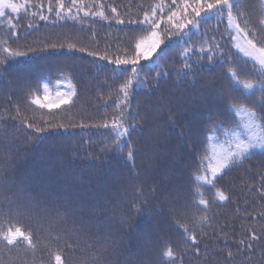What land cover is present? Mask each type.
<instances>
[{"label":"trees","instance_id":"1","mask_svg":"<svg viewBox=\"0 0 264 264\" xmlns=\"http://www.w3.org/2000/svg\"><path fill=\"white\" fill-rule=\"evenodd\" d=\"M70 2L64 0L66 6ZM28 4L35 14L23 12L10 25L0 21V123L6 129H0V205L8 213L4 197L19 200L23 191L25 196L42 195L50 207L60 206V213L51 211L49 227L47 220L41 224L30 214L13 212L4 228L30 231L35 248L0 240V264H55L56 253L66 258L64 264H94V257L95 264H264V149H252L242 163L224 169L214 187L197 179H212L211 168L234 149L237 137H247L246 120L231 105L251 109V101L261 98L258 89L264 81V74L233 50L223 16L199 18V25L186 28L182 39H165L159 55L140 62V77L154 76L155 63L165 60L168 75L160 77L158 87L156 80L145 86L133 78L125 117H134L136 128L122 139L125 144L130 139L136 151L128 159V147L120 151L114 145L112 121L120 115L119 87L131 66L114 61L133 56L137 40L147 34V25L130 21H142L151 5L171 0H82L87 11H99L103 4L108 19L84 11L77 15L73 7L74 15L64 21L66 12L57 15V0ZM236 6L250 14L253 27L264 16V0H236ZM174 10L182 13V0H176ZM167 15L165 7L162 39L172 28ZM175 20L184 22L180 16ZM205 41L219 44L242 69L239 79L254 87L230 84L219 54L194 64V78L178 75L184 63L180 51L193 43L198 49ZM5 48L22 55H10ZM105 55L108 59L100 58ZM21 74L26 82L17 81ZM69 82L76 95L59 107L41 108L26 95L43 98L47 84L55 100L69 91ZM233 96L240 99L233 101ZM21 118L46 127L39 141L29 135L32 130H16ZM217 188L229 199L219 200ZM200 198L208 201L207 208L198 204ZM201 216L207 222L200 223ZM177 220L195 231L198 252L185 243ZM167 247L180 259L163 257ZM229 252L231 260L225 259Z\"/></svg>","mask_w":264,"mask_h":264},{"label":"snow or ice","instance_id":"2","mask_svg":"<svg viewBox=\"0 0 264 264\" xmlns=\"http://www.w3.org/2000/svg\"><path fill=\"white\" fill-rule=\"evenodd\" d=\"M29 3V0H23L22 3L13 2V0H0V17L6 15L9 16V13L6 10H11L12 13H18L22 8H26ZM82 0H71L69 5H65L64 0H57L59 11L57 15H60L61 12H66V14H71L73 7L77 9V15L80 11H84V14L87 15H98L104 19H108L104 12V5L100 4L99 11H87V5L81 7ZM183 10L182 13H178L174 10L176 6V0H171V4H153L150 6L149 10L143 12L142 21L132 20L130 23L143 24L148 26V31L145 36L139 38L135 44L134 55L126 56L124 58L117 57L114 61L117 65H130V75L125 81L120 85L119 92L122 94L123 99L117 102V108L120 109V115L113 118L112 128L116 132V137L114 140V145L120 151H123L125 146L128 147L129 151L127 154L128 159H133V154L136 151V148L132 145L131 140H127L126 144L122 138L130 137L132 130L136 128V124L133 122L134 117L131 120H126L125 109L129 108L128 103L129 98V89L133 86V78L147 86L149 79L158 81L160 77L168 75L165 71L167 67V61L165 60L164 64L161 65L159 62L155 63L156 72L154 76H144L140 77V71L142 66L140 62L142 60L149 61L152 60L154 55H159V50H161V45L165 43V39H171L177 35L182 39L185 33L184 29L190 27H197L200 23V17L203 15L205 17L210 13H220L221 16L227 14V21L229 27H232L236 33L233 36V40L236 41V47L243 52L246 56L252 57L257 60L264 69V36L257 35V31L264 32V16L258 19L256 27H253L251 23V16L248 13L242 12L236 6V0H182ZM93 7H97L95 2ZM165 7H167L168 15L167 20L172 24L171 30L167 31L165 38H161L160 27L161 22L164 19ZM51 7L49 11H51ZM116 8L111 7V12L116 13ZM264 12V9H261ZM235 12V15H234ZM159 14V17H158ZM188 15H191L192 19H185ZM180 16L181 20L184 22L176 21L175 18ZM44 18V17H42ZM123 23V21H119ZM243 25V26H242ZM14 26V25H13ZM214 37L212 41H214ZM243 40V46L239 42ZM188 43L187 41L185 42ZM207 43V47H205ZM70 47H75L70 45ZM5 52H9L10 55H22L18 52H12L10 49L5 48ZM83 51V49H81ZM219 54L225 63L226 73L230 77L231 81H235L236 84H241L245 89H252L254 84L250 80L241 81L239 77L242 74V69L237 68L232 61L231 56L224 52L222 47L217 43L207 42L202 43L199 48L193 43L191 46L184 47L179 55L183 58L184 63L182 68L177 73H183L185 77L192 76L193 78L198 75V72L194 70V64L199 60H203L205 57L208 61H212ZM92 55H97L92 53ZM196 57L197 59H193ZM101 59H108L105 55L100 57ZM6 71V70H5ZM25 80L23 74L17 77V81ZM26 82V80H25ZM69 91L64 94H58L55 100L51 99L48 95V85H44V95L41 98L35 93H26L29 96L30 102L33 105H37L41 108H53L59 107L61 104H68L72 101V97L76 95V88L71 82H69ZM261 93V98L259 100H252L251 103L253 107L251 109H241L237 103H233L231 107L237 109V111L242 115V118L246 120L244 127L247 129V137L241 139L237 137L236 144L233 150L229 151L215 167L211 168L212 179H209L207 175L199 176L197 179L204 180L209 186L214 187V181L219 178L218 174H222L224 169L229 168L236 162H243L247 158V155L254 148L264 149V81L260 83L259 89ZM240 98L233 96V101H238ZM16 115L20 116L19 106H17ZM13 120L16 118L13 117ZM105 128L108 127L107 124L104 125ZM0 129H4V124L0 123ZM259 129V131H257ZM6 131V129H4ZM17 131H28L32 130L29 135L34 136L37 141L40 140L41 135L46 131V127H37L35 123H30L27 118H21L19 123L16 125ZM207 172V169H205ZM139 191V199L144 200L143 190ZM154 194V193H153ZM216 194L221 201H226L229 197L225 194L224 191L217 188ZM198 196L202 197L201 192H197ZM19 200H14L11 196L4 197V201L8 207V213L4 212L3 205H0V240L6 241L7 245H16L20 243L27 244L30 248H35L33 244V235L32 233L22 231L20 227H7L4 228L3 221L11 222V215L15 212L16 215L30 214L37 219L41 224L47 220L49 222V227H52V217L50 215L51 211H56L60 213V206L56 205L50 207L46 199L42 195L38 196H25L23 191L18 194ZM199 205H203L205 208L208 206V201L200 198L198 200ZM136 212L141 211V208L133 209ZM58 220H62L63 223H67V220L64 219L63 215H58ZM208 218L206 216H201L199 218L200 223L207 222ZM73 227H76L75 220L73 221ZM176 227L181 229L186 235L184 236L185 243L191 242L192 246L199 251L197 241V235L194 230H190L187 223L181 224L179 220L176 221ZM201 234L202 231H201ZM252 240H257L259 237L256 235L251 236ZM243 243V241H241ZM66 247L71 248V245H66ZM248 247H252L248 245ZM207 253V246H205V254ZM162 256L169 258L173 261L180 259L179 256H176L171 247H167L163 250ZM233 258L232 253L229 252L225 259L231 260ZM66 258H62L60 253L54 254L55 264H64ZM96 258L94 257V264Z\"/></svg>","mask_w":264,"mask_h":264},{"label":"rangeland","instance_id":"3","mask_svg":"<svg viewBox=\"0 0 264 264\" xmlns=\"http://www.w3.org/2000/svg\"><path fill=\"white\" fill-rule=\"evenodd\" d=\"M13 2H17V3H22L23 0H13ZM11 19L9 20V16L6 15L4 17H0V21H2L3 23H7L8 25L12 24L11 22L13 21L12 19H15V18H18L19 16H21L23 12H25L26 14H35L34 12V9L32 7V5L28 4L26 8H22L18 13H12L11 10H6ZM64 17L61 18L60 20H63L64 19H69V18H72V16L74 15V13L72 12L71 14H66V13H63ZM208 16H213L215 19L221 17L220 13H210L208 14ZM40 18L44 17L43 14H41L39 16ZM77 17V16H76ZM205 16H201L200 18H204ZM45 18V17H44ZM69 21V20H68ZM221 22H225L227 28H228V31H229V34H230V42H231V46L233 48V50L235 51V53L239 56V57H242L244 58L246 61H248V63L253 66L257 71H259L260 73L264 74V69H262L261 65L259 64V62L255 59H253L252 57H249V56H246L243 52H241L235 45H236V41L233 40V36L236 35L234 29L232 27H229L228 25V21H227V14L225 13L223 18L220 20ZM243 26V25H242ZM187 29H184L183 32L185 33V35L188 33L186 32ZM241 43V45L243 46V40L241 39L239 41ZM116 134V132H115ZM128 253V252H127Z\"/></svg>","mask_w":264,"mask_h":264}]
</instances>
